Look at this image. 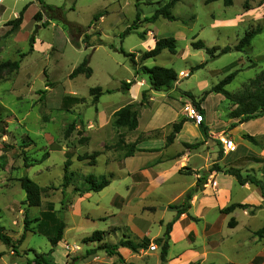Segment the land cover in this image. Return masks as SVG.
Returning <instances> with one entry per match:
<instances>
[{
	"label": "rangeland",
	"instance_id": "rangeland-1",
	"mask_svg": "<svg viewBox=\"0 0 264 264\" xmlns=\"http://www.w3.org/2000/svg\"><path fill=\"white\" fill-rule=\"evenodd\" d=\"M170 1L0 0V64L20 61L19 71L0 77V226L15 246L0 241V264H37L35 260L42 255L50 264H122L104 247L125 239L140 244L149 240L137 253L119 250L127 264H166L160 259L161 245L156 240L164 238L167 224L181 217L178 209L186 196H176L194 175L191 165L180 163L185 155L203 161L197 176H215L211 169L218 165L236 167L243 175L264 180V117L244 124L235 118L237 100L258 89L256 80L264 72V0H233L231 6L223 0H179L172 9L175 21H145ZM23 11L20 29L9 33L8 22ZM105 11L103 18L94 20ZM38 13L40 21L35 18ZM138 13L137 30L124 35ZM257 27L262 32L243 52H237L245 33ZM155 37L175 38L177 54L165 50L154 59L143 60L154 48ZM198 41L208 48L230 47L232 52L212 57L192 47ZM86 59L92 76L71 79ZM200 65L203 68L195 69ZM144 66L173 69L178 80L170 89L153 91L141 71ZM232 73L235 78L225 88L231 99L208 94ZM126 82L138 87L126 90ZM98 87L103 94L94 104L90 90ZM144 92L139 128L133 132L116 129L115 112L139 104ZM66 97L85 102L64 109ZM190 105L204 111L206 119L208 114V121L199 126L192 123L186 112ZM181 122L195 136L183 135L167 147L173 126ZM73 124L75 130L66 138ZM246 134L256 137L259 145L244 140ZM222 139L233 140L236 149L225 151ZM133 145L134 156L127 158ZM92 156H97L95 161ZM79 157L87 159L79 161ZM67 160L75 175L69 176L71 185L64 189ZM88 175L98 183L104 177L110 179L111 185L100 193L90 192ZM24 176L42 188L41 207L25 204L20 183ZM127 176H134L133 181ZM157 176H171V182L153 191L158 182L152 183L151 178ZM231 178L237 203L249 207L235 210L234 215L222 214L223 209L214 211L206 231H202L201 220L189 216L188 221L198 229L175 246L174 255L189 248L200 254L194 264H264V238L256 235L264 227L261 191L251 184L241 188ZM209 197L217 201L221 195L214 191ZM50 204L67 225L63 241L55 248L38 232L36 223ZM197 211L195 207L191 214ZM26 217L31 231L19 244ZM96 231L105 232L102 242L85 241ZM152 245L158 249L152 251Z\"/></svg>",
	"mask_w": 264,
	"mask_h": 264
},
{
	"label": "trees",
	"instance_id": "trees-1",
	"mask_svg": "<svg viewBox=\"0 0 264 264\" xmlns=\"http://www.w3.org/2000/svg\"><path fill=\"white\" fill-rule=\"evenodd\" d=\"M179 0H172L166 3L163 7L159 8L154 15L150 18H146V22L148 23H155L158 19L163 18L169 21H175L176 17L172 13V9L175 7L176 3ZM213 1H220V0H213ZM225 6L233 5V0H223ZM107 14V12H101L100 14L96 15L94 20L99 21L103 16ZM23 16L24 11L20 13L19 17L13 21L8 22V26H11V30L9 33H15L18 31L23 23ZM35 18L40 21L41 14L38 13ZM140 13L137 14V20L132 27H129L125 32L124 35L130 34L132 31L137 30L138 23L140 22ZM262 32L260 27L256 29H251L245 33L244 37L240 40L238 46L236 47L237 52H243L247 47H249L252 41ZM141 38L144 40V34L141 35ZM35 44L34 37L30 39V52L33 51V47ZM192 47L196 50H205L209 55L212 57H219L225 54L232 52V48L225 47H213L208 48L204 42L198 41L192 44ZM169 51L171 54H177V41L173 37L169 38H158L155 37V46L152 50L146 52L143 55V60L154 59L162 54L163 51ZM123 52V51H122ZM124 53V52H123ZM129 57L133 56L131 54H126ZM26 54H23L22 57H25ZM134 65L136 66L134 60H132ZM203 65L197 66L195 69H201ZM20 70V61H9L0 64V77L4 74H10L13 72H17ZM141 71L143 74L148 76L151 89L153 91H162L170 89L175 82L178 80V74L173 69H168L164 67L155 66L152 68L149 67H142ZM92 69L89 67V60L86 59L79 67H77L72 74L70 75L71 79L76 78L79 75H84L85 77L89 78L92 76ZM235 78V73L230 74L224 80H222L218 86H216L211 93H216L218 95H222L227 99H231V94L225 89L226 86L230 85ZM258 83V89L250 94L249 96H245L239 100H237L238 109L235 113V118H239L242 124L248 123L252 120H257L259 118L264 117V72L261 77L256 80ZM135 85L133 82H126L123 84V87L126 90H130L131 87ZM103 90L101 88H93L90 90V95L93 96V103L97 104L99 102L100 97L102 96ZM207 94V95H208ZM146 92L143 93V99L139 104H129L120 110L116 111L114 114L113 126L116 129H127L130 132L136 131L139 128V116H140V109L144 107V99H145ZM85 100L83 98H74V97H66L63 101V108L69 109L71 106L76 104L84 103ZM197 107H200V103L196 104ZM204 114V111H202ZM205 115V114H204ZM202 125V124H201ZM183 127V122L175 124L173 126V132L167 137V145H172L176 138V135L180 133ZM75 130V124L71 125L70 128L66 131V138L70 137V135ZM244 140L249 141L255 146L259 145L258 140L256 137L252 135H244ZM196 146V145H195ZM135 153V146H131L127 152V158H131L134 156ZM45 156L44 159H46ZM97 156H92L91 160L95 161ZM86 157H79V161L86 160ZM27 162V158L25 160ZM28 166V165H27ZM72 163L70 160H67L65 163V175H64V183L63 188L66 189L71 185V179L69 176H74L75 174L70 171V167ZM212 172L217 173H224L225 175L231 176L235 178L237 183L241 186H245L247 184H251L260 189L261 195L264 199V180L260 179L256 176L247 174L243 175L241 169L236 167H230L228 169H223L218 165H214L211 169ZM86 182L89 184V191L94 193H100L105 190L107 187L111 185V180L107 178H103V180L98 183L97 180L94 178L93 175H88L85 178ZM202 179L198 180V186H200ZM21 188L26 194L25 204L29 208H36L41 207L42 205V195L43 190L38 183L30 179L28 176H24L20 179ZM194 192L187 193L185 197V201L181 208L178 209V215L186 214L188 211L191 210V201L193 200ZM63 210L65 209V200L62 201ZM249 206L245 204H232L221 211L224 215H229L233 213L237 209L246 210ZM191 219H196L190 217ZM37 230L39 233L46 235L49 238V241L52 245V248H55L63 241L65 229L67 227L64 220L59 218L54 211V207L50 204L49 209L42 213L41 218L37 219ZM173 223L171 222L167 224L166 232L164 238H160L156 240L161 245V253L160 259L162 262L167 261L168 253L170 250V243H171V231L173 228ZM232 227H235L232 225ZM30 221H28L27 217L25 218V234L22 235L21 240L18 242L19 244L25 240L26 233L30 232ZM256 235L263 239L264 238V227L261 228L256 232ZM105 238V232L96 231L92 234L91 237L86 238L85 241L90 242H102ZM0 241L7 245L8 247L14 248V243L11 237L5 234L4 229L0 226ZM148 241L145 243H136L130 239H125L118 243L117 245H110L107 244L104 249L107 253L112 255H117L119 260L122 264H127L124 258L119 253L121 248H126L133 253H137L141 249H145L148 245ZM147 243V244H146ZM37 264H50L49 260L46 256L42 255L35 260ZM194 264V263H191ZM197 264V263H196Z\"/></svg>",
	"mask_w": 264,
	"mask_h": 264
},
{
	"label": "crops",
	"instance_id": "crops-1",
	"mask_svg": "<svg viewBox=\"0 0 264 264\" xmlns=\"http://www.w3.org/2000/svg\"><path fill=\"white\" fill-rule=\"evenodd\" d=\"M135 86L138 87V85ZM208 119L209 117L207 114V119L205 115V121H208ZM183 135L194 137L195 133H192L189 130L188 126H184L182 131L178 135H176L175 138L176 141H178L179 138L183 137ZM169 146L171 145H167V147ZM262 154L264 155V150L261 151V155ZM180 163H182V165H189V166L191 165L190 167L193 168L191 172L194 175L190 176L192 179L189 183V186L186 187L184 190H182L180 194L177 195L176 197L180 196L182 199V197H185L187 193L191 191L194 192V197L192 200V208L189 211V214L181 215V217H179L173 223V228L171 231V247L168 253L166 264H191L200 258V254L197 250H193L189 248L187 249L185 248L182 251L180 250L178 253H176V255L173 254V249L175 248V246H177V244L179 243L184 242L187 238L188 233H191L192 231L198 229L196 224L188 221L189 216L201 220V224L203 225L202 231H206L210 225V223L208 222L209 217L211 214H213L214 211L219 212L218 211L219 209H225L226 207L232 204H242V203H237L238 196L235 197V195L233 194L234 183L230 181V179H232L231 176H220L221 173H217V172H214L216 174L215 176H197L198 174H196V172L203 169L202 166L199 168V170L197 169L201 165V163H203V161L198 162L196 159L192 160V157H189L187 155L183 157ZM127 177L133 181L134 176H127ZM143 177H151V176H143ZM170 177L171 176H157L155 179L151 178L152 183L154 181L158 182L156 186H152L153 191L165 189V186L171 182ZM184 177H189V176H184ZM200 178L202 179V182L200 186H198V180ZM214 181L218 186H214L213 184ZM202 186L203 188H201ZM247 186L248 184L242 187L240 185L241 188ZM214 191L219 193V196L221 195V197H219L217 201L215 199H210L209 197V195L212 194ZM224 206L225 208H223ZM195 207H198V211L195 215H192L191 212ZM232 215H234V213ZM127 250L128 249L126 248L120 249L122 253H124V251ZM226 264H233V263H226ZM239 264H244V263H239Z\"/></svg>",
	"mask_w": 264,
	"mask_h": 264
},
{
	"label": "built area",
	"instance_id": "built-area-1",
	"mask_svg": "<svg viewBox=\"0 0 264 264\" xmlns=\"http://www.w3.org/2000/svg\"><path fill=\"white\" fill-rule=\"evenodd\" d=\"M188 119L195 125H201L205 122V115L195 106L190 105L186 109ZM223 148L227 152H233L236 149V145L233 140L222 139ZM158 247L156 245L151 246L152 251H156Z\"/></svg>",
	"mask_w": 264,
	"mask_h": 264
}]
</instances>
